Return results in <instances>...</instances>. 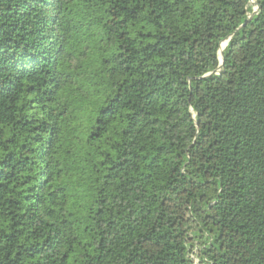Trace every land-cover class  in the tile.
Here are the masks:
<instances>
[{"label": "trees", "instance_id": "trees-1", "mask_svg": "<svg viewBox=\"0 0 264 264\" xmlns=\"http://www.w3.org/2000/svg\"><path fill=\"white\" fill-rule=\"evenodd\" d=\"M0 264H264V0H0Z\"/></svg>", "mask_w": 264, "mask_h": 264}, {"label": "water", "instance_id": "water-1", "mask_svg": "<svg viewBox=\"0 0 264 264\" xmlns=\"http://www.w3.org/2000/svg\"><path fill=\"white\" fill-rule=\"evenodd\" d=\"M221 58H222V65H223V62H224V58H223V47L221 49Z\"/></svg>", "mask_w": 264, "mask_h": 264}]
</instances>
